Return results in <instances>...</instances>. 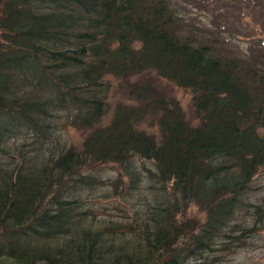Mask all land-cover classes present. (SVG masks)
<instances>
[{
	"label": "trees",
	"instance_id": "16d2710c",
	"mask_svg": "<svg viewBox=\"0 0 264 264\" xmlns=\"http://www.w3.org/2000/svg\"><path fill=\"white\" fill-rule=\"evenodd\" d=\"M177 1L0 0V264H199L230 236L264 171V59L185 26ZM134 158L154 165L151 201L97 220L93 170L138 187Z\"/></svg>",
	"mask_w": 264,
	"mask_h": 264
},
{
	"label": "rangeland",
	"instance_id": "374dc122",
	"mask_svg": "<svg viewBox=\"0 0 264 264\" xmlns=\"http://www.w3.org/2000/svg\"><path fill=\"white\" fill-rule=\"evenodd\" d=\"M176 3L185 26L194 25L204 34L212 31L215 39L223 42V50L230 55H242L258 65L263 64L260 60L264 59V0H178ZM221 22L222 26H219ZM227 22L228 28H225ZM147 76L141 74L134 78L144 80ZM154 80L160 90L178 99L187 122L190 125L197 123L191 93L161 77L155 76ZM118 99L125 97L121 93L111 94L112 101ZM57 135L62 142L69 144L78 142L82 131L65 123V126H60ZM134 160L136 168L142 173V182L138 187H130V179L124 176L115 186L119 172L115 163H101L93 170L102 181L92 193H87V205L92 207L97 220H126L129 212L144 211L146 203L151 201L154 188H149L147 168L154 170V165L148 160ZM251 185L245 195L246 207L227 227L230 236L221 238L223 242L217 243L209 257L199 261V264H264V171L252 180ZM254 204H259L261 210H256ZM193 208L191 212L198 211Z\"/></svg>",
	"mask_w": 264,
	"mask_h": 264
}]
</instances>
